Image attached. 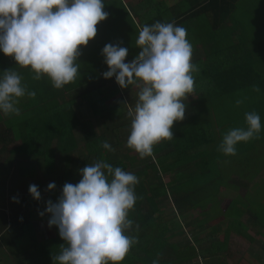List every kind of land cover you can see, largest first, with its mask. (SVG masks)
I'll list each match as a JSON object with an SVG mask.
<instances>
[{
  "label": "trees",
  "instance_id": "1",
  "mask_svg": "<svg viewBox=\"0 0 264 264\" xmlns=\"http://www.w3.org/2000/svg\"><path fill=\"white\" fill-rule=\"evenodd\" d=\"M247 1L252 2L251 0H104V11L108 13V18L98 24L103 26L101 28L97 26V35L94 38L97 42L95 43L119 44L122 47L127 44L133 51L132 56L126 57L125 62L129 63L141 51L135 45V40L142 26H150L157 21L174 22L187 30V39L193 47L192 62L198 69L193 73L194 90L189 94L188 99L183 101L186 102L185 119L178 125H173L174 137L167 140L166 144L163 143L157 149H153V156L139 159V155L134 150L127 147L121 148L126 144L119 139L118 146L115 148L119 152L111 154L100 146L102 142L93 138L94 143H91L90 139L87 153L80 156L82 159L75 167L76 180L70 182L72 184L78 183L81 179L80 168L98 160L106 161L113 167L118 166L128 172L133 171L138 177L139 183L135 186L137 201L128 216L134 222L129 234L135 236L138 243L132 246L120 264H152L155 259L159 260V264H193L199 258H212L218 253L227 252L228 240L231 236L229 232L223 236V241L219 245L213 238L215 236L206 237L200 244L198 239L194 240L184 232V215L176 214V209L179 206L177 197L187 195L183 191L182 184L185 179H188L190 185L195 184L199 187L197 196L205 194L208 184L213 182L217 184L218 192L224 186L233 188L230 196L232 199L235 197V204L231 206V210L238 208L242 213L231 216L229 221H231L230 224L235 221L234 229L238 237L250 245L248 254L246 253L238 264H264V162H260L264 154L256 153V146L263 141V136L238 144L236 154L232 156H226L221 152L224 157L221 155L214 157L211 147L215 143L214 133L217 127L221 128L224 125L225 135L231 128L243 127L238 123V119L253 107L260 112L264 107V40L245 42L243 40L245 30L233 29L234 26H243L244 7ZM261 3L264 4V0H261ZM247 9L249 18L254 21L255 26L264 28V14L259 15V12L251 7ZM225 27L230 30L227 32L222 30L224 32L222 37L221 29ZM108 33H112L113 37ZM255 34L264 36V30L256 31ZM111 38L115 41L109 43L107 39L112 40ZM104 70L107 71L108 66H104ZM106 82L114 84L116 89L111 92V103L101 108L102 112H99L101 116L119 117L121 110L124 112L129 109L125 104L134 108L138 88L130 86L122 89L116 83L115 77L106 79ZM91 87L94 88L90 92L91 98L98 104L105 103L101 97L103 93L101 86L93 83ZM256 87L260 89L259 92L254 90ZM116 94H122V97L115 103L113 96ZM249 97L256 99L257 103L249 108L242 103L239 106L236 105L237 100L244 98L246 100ZM126 112L128 113L127 110ZM209 116L214 118V122H205L204 118ZM261 116L263 120L264 115ZM120 123L121 134H125L128 138L130 120H121ZM104 128V133L108 132V126ZM94 134L91 132V137H96ZM174 141L180 148L177 154L180 160L178 165L171 168L161 154L166 148L174 145ZM246 147L249 148L246 149ZM227 157L228 160L235 158L234 162L237 161L241 165V172H237L241 175L228 180L222 175L220 168L221 164L227 161ZM183 164L184 166L193 165V168L195 165H200L202 170H199L197 174L191 170L187 173L189 177L182 176L177 173V169L181 170L179 166ZM161 166L163 172L157 170L161 173L160 177L151 172L152 169H158ZM137 168L141 171H136ZM249 168L252 169L249 170ZM203 170L207 172H202ZM146 174L154 176L155 186L147 183ZM18 188L20 189L17 195L21 197L25 188L21 185ZM62 188L63 186L56 187L53 192L60 196ZM241 190L247 192L245 197L240 195ZM0 192L6 195V191L1 186ZM241 198L245 201L242 202ZM57 201L58 199H55L54 203ZM238 203L244 204L246 208L237 207ZM246 211L251 215L249 230L253 229L255 234L244 229L245 223L242 217L246 215ZM136 225L139 226L138 230ZM29 229L31 228L29 227L27 231ZM50 234L53 238L45 241L54 239V247L46 246L44 261L37 264H53L52 257L61 252L64 241L59 236L58 228L51 227ZM185 236L188 238H184ZM182 243L185 249L179 248ZM259 244H262V251L254 248ZM229 257L230 255L228 259ZM225 260L222 264H227Z\"/></svg>",
  "mask_w": 264,
  "mask_h": 264
},
{
  "label": "clouds",
  "instance_id": "2",
  "mask_svg": "<svg viewBox=\"0 0 264 264\" xmlns=\"http://www.w3.org/2000/svg\"><path fill=\"white\" fill-rule=\"evenodd\" d=\"M104 7V0H0V52L29 69L34 80L46 77L55 89H62L79 74L81 46L96 37L97 25L108 18ZM135 45L141 51L129 63L126 47L105 45L102 55L108 70L103 77H115L122 89L138 88L135 106L127 113L131 123L126 147L144 159L153 156L155 145L171 140L174 123L185 119L183 101L194 90L193 73L198 69L187 30L174 22L142 26ZM22 79L17 71L0 72V114L18 116L20 99L35 98ZM241 103L236 101L237 106ZM245 122L246 127L223 136L219 151L224 155H235L238 144L258 138L264 129L256 112L245 113ZM102 147L114 151L108 141ZM80 176L78 183L63 186L57 202H47L48 226L57 227L64 241L53 264H120L138 243L129 234L134 222L128 218L137 201L138 177L103 160L82 168ZM56 187L49 183L48 190ZM29 192L41 199L37 185H30Z\"/></svg>",
  "mask_w": 264,
  "mask_h": 264
},
{
  "label": "crops",
  "instance_id": "3",
  "mask_svg": "<svg viewBox=\"0 0 264 264\" xmlns=\"http://www.w3.org/2000/svg\"><path fill=\"white\" fill-rule=\"evenodd\" d=\"M97 26L101 28L103 24ZM108 34L113 37L112 33ZM111 39H107V41L109 43L115 41V39ZM95 42L97 41L93 39L87 46H81L82 54L78 59L79 74L73 83L59 90L55 89L46 77L34 80L32 72L27 71L26 68L18 67L13 58L0 52V72L17 71L22 76V83L27 90L36 93L34 99L27 96L20 99V103L17 105L20 115L0 114V186L6 191L5 196L3 192H0V251L7 253L3 257L0 253V261L14 259L16 261L14 264H30L31 259L39 256L40 250L38 251L35 247L21 253L15 252V257L9 255L13 246L16 249V245H23L20 236L25 235L29 227L42 236V226L45 228L48 225L44 219L48 215L46 213L47 202L54 203L55 199L60 197L57 193L49 191L48 185L54 182L62 187L65 179L70 182L76 180L75 167L82 159L80 156L88 150L91 138H97L99 142H102L101 147L105 141H108L114 149V151H108L111 154L119 152L115 150L118 146V139L126 144L127 137L125 134H121L120 121L130 120L126 112L127 109L124 112L121 110L119 117L101 116L99 113L102 112V107L111 103V92L116 89V86L107 83L103 77L104 66H107L102 55L105 45ZM129 49L131 50V48ZM93 83L101 86L103 92L101 97L105 103L98 104L91 98L90 92L94 90L91 87ZM113 97V101L116 103L122 94H116ZM184 103L186 105V102ZM125 105L129 106V104ZM180 122H175L174 125H178ZM104 126H108L106 133H104ZM91 132L93 134L95 132L96 137H91ZM173 144L161 154V157L170 164L171 168L178 165L180 160L177 157L180 148L175 145L177 142L174 141ZM185 166L184 164L179 166L181 170L177 169V173L189 177L187 173H190L191 170L195 174L202 170L200 165H195V168L193 165ZM136 171H141V169L137 168ZM202 172L207 171L203 170ZM26 176L28 177L26 178ZM146 177L147 183L155 185L153 175L146 174ZM33 184L37 185L41 192L39 201L35 200L29 192V186ZM19 185L25 188L21 197L17 195V191L20 189ZM183 186L193 187L199 192V187L195 184H184ZM230 192V187L227 186L221 187L218 192L217 184L210 183L205 194L195 196L196 200L193 206H198L193 208V213L184 214V232L190 238L198 239L200 244L206 237L215 236L213 238L219 245L227 232L231 234L226 253H218L216 257L212 258H199L193 264H222L226 257L227 264H238L239 260L246 253L248 254L250 245L238 237L237 231L234 229L235 221L232 224L229 221L231 216H238L242 213L238 208L231 210V206L235 204V197L232 199ZM246 193L245 190L240 191L242 197H245ZM13 198H16L18 202H14ZM241 199L242 202L245 201L244 198ZM227 203H230L229 207H225ZM217 204L219 211L215 213L214 206ZM42 210L45 211L44 216L39 214ZM246 212L242 220L245 223L244 229L248 231L251 215L250 212ZM249 232L251 233L250 230ZM251 234H255V231L253 230ZM19 247L22 248V246ZM261 247L262 244H259L254 248L262 251ZM179 248L185 249L186 247L182 243Z\"/></svg>",
  "mask_w": 264,
  "mask_h": 264
},
{
  "label": "rangeland",
  "instance_id": "4",
  "mask_svg": "<svg viewBox=\"0 0 264 264\" xmlns=\"http://www.w3.org/2000/svg\"><path fill=\"white\" fill-rule=\"evenodd\" d=\"M251 1L252 2L247 1L245 3V7H244V18H245V20L242 22V25L245 26V27H243V26H241V27L234 26L233 27V29H235V30L236 29H241V28L245 30L244 33H243V35H244L243 40L245 42L246 41H249V40H251L250 42L264 40V36L255 34L256 31H260L261 32L262 30H264V28L255 26L254 21L251 18H249L250 16L248 15V12H247L248 11L247 7H251L256 12H259V15L260 14L263 15L264 14V4L261 3V0L259 2H258V0H251ZM240 12L241 11H239V13ZM235 16H237V15H235ZM222 30H224V31L227 32L230 29L227 28V27L221 29L222 37H223L224 36V32ZM220 45H221V43L219 44V46ZM125 47L128 49V56H132L133 55L132 48L130 50L129 47L127 46V44L125 45ZM134 52H136V51H134ZM27 71L31 72L29 69H27ZM26 74H28V73H26ZM241 100L243 101L242 104H244L247 108H249L250 106H253V105H255L257 103L256 99H253L252 97H249L246 100H245V98L244 99H241ZM232 103H233V106H234V99H233V102ZM128 107H131V106L129 105ZM261 109H262V112H260V110L259 111H256L255 108L253 107L252 110H250L249 112H256V113H258L260 115V117H262L261 115H264V107H262ZM213 114H214V112H213ZM204 119H205V122L206 123H212V122H214V118L212 116L205 117ZM231 122H230V124H231ZM261 122H262V125H264V119L261 120ZM238 123L239 124H242L243 127L244 126L246 127L245 114L240 119H238ZM223 126L221 128H218L217 127V130L214 133L215 143L213 144V146H211L212 147V154H213L214 157H217L219 155H221L222 157H224V155L221 154V151H219V145L222 142L223 135H224L223 131L225 130V128H223ZM241 127H238V128H241ZM231 129H234V128H231ZM260 135L263 136V141L259 145L256 146L257 147L256 153L264 154V129H262V131L259 133V136ZM98 142H99V140H98ZM166 142H167V140L166 141H162L161 143L155 145L153 149H157V147L159 145H162L163 143L166 144ZM91 143H94V139L93 138H91ZM175 145L177 146L178 143L175 144ZM248 148L249 147H246V149H248ZM132 155L133 156H136L135 154H132ZM138 158L140 159V157H138ZM234 159L235 158H233L232 160H228V157H227V161H224L221 164V166H220V168L222 169V175L225 176V178L227 180L228 179H232L234 176L241 175V174L237 173L238 171L241 172V167H240L241 165H239V163L237 161L234 162ZM260 162H264V156H263V160L260 161ZM250 169H252V168H249V170ZM157 170H162V166L159 167L158 169H154V170L152 169L151 170V172L155 173L156 175H158L160 177L161 176V173L158 172ZM147 171H149V170L147 169ZM162 172H163V170H162ZM141 175H143V174H141ZM141 175H139V176H141ZM235 179H237V178H235ZM143 181H144V183H146L145 180H144V178H143ZM63 183L64 184L70 183V181L68 179H65L63 181ZM182 184L183 185L184 184L185 185L189 184L188 179H185L182 182ZM56 186L59 188L58 185H56ZM152 186H155V185L152 184ZM232 189L233 188H231L230 190H232ZM183 191L186 192L187 195H179L177 197L179 199V201H178L179 206L176 209V214H179V215L193 213V210L192 209L198 206V205L197 206H193V204H194V202L196 200L195 196H197L196 193H198V191H196L193 187H190V186H183ZM212 200H213V198H212ZM229 204L230 203H227L225 205V207H227V206L229 207ZM214 207L216 209L215 210V213H217L219 211L218 204H217V206H214ZM237 207H244V204H241L240 205L238 203V206ZM173 211L175 212V210H173ZM40 212H45V211L42 210ZM46 217H47L46 218V221L48 223V221L50 219V214H48ZM41 232H42V236L37 231L34 232L32 229H29L26 232L25 235H23L22 237L20 236V240H21V242H22L23 245H19V246H22V248L20 249V247L16 245V249H15L14 246H13V248L10 249L11 250V253H10L9 256L15 257V252L21 253V252H24L25 250H29L30 248L35 247L38 251L40 250L38 252L39 253V256L37 258L31 259L29 261V263L30 264H37L40 261L43 262L44 261V258L41 257V256H45V254H46L45 253V250H44L45 247L46 246H49L50 248L54 247L55 240L54 239H51V240H49V242L48 241H45L48 238H53V237H50V235H51L50 234V227L48 225L45 226V228H44V226H42ZM251 233H253V230H251ZM0 253L2 254V257L4 255H7L6 251H0ZM4 262L6 264H14V262H16V261H14V259H9V260L5 259ZM4 262L3 261H0V263H4Z\"/></svg>",
  "mask_w": 264,
  "mask_h": 264
}]
</instances>
